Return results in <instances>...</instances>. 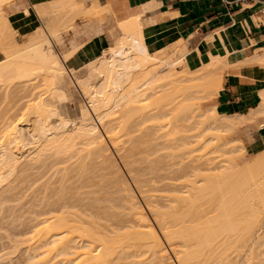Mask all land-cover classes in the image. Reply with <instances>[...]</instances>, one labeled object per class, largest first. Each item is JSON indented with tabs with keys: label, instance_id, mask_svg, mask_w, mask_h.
<instances>
[{
	"label": "bare ground",
	"instance_id": "1",
	"mask_svg": "<svg viewBox=\"0 0 264 264\" xmlns=\"http://www.w3.org/2000/svg\"><path fill=\"white\" fill-rule=\"evenodd\" d=\"M15 1L0 0V14L4 4ZM45 5H49L53 14ZM34 7L39 9L46 24L37 27L20 44L14 40L15 30L5 22V16L0 15V38L4 45L3 47L0 44L4 55L0 59V89L5 87L6 91L12 85L18 84L22 93L19 100L22 102L17 113L8 116L1 123L0 188L18 169L30 167L34 170L37 164H41L39 167L43 164L44 167V160L48 157L53 158L54 168L56 164L64 161L68 162V169H72L73 165L81 161L83 165L80 164L79 170L83 174L86 166L84 158L86 161L92 155L93 160L99 161L103 172L110 170L114 175L111 176V182L115 184L114 181H117L114 187L117 186L118 191L123 194L122 203L128 210L125 214L130 216L126 217V223L125 220L119 221V218L115 222L108 219L109 221H104L106 225H94L93 230L90 228L93 225H88L85 215L82 217L80 214L83 209L80 210L75 201H61L60 204L58 201H50L45 207L42 205L44 203H40L42 206L40 209L37 206L38 211L45 212L39 214L42 217H37L34 222L32 234L36 232L34 238L37 239H34L35 247L30 246L32 251L39 250V255L45 256H41L37 264L39 261L48 264L52 260L54 263L56 259H60L59 264H106L109 259L111 262L114 260L113 255H123L124 250H130L131 247L132 251L137 250V255L140 252L136 257L144 256L146 264H201L208 258L211 264H264V144H255L254 151H257L259 145L263 149L251 160L242 162L243 147L234 145V149L230 145L234 140L222 142L220 136L221 132L237 130L264 118V89L259 92L258 106L245 115L220 114L216 112L214 105H210L222 88V79L230 68L261 67L264 71V49L261 53L255 52L251 57L244 56L243 60H236L229 55L207 54L205 60L201 57L198 65L191 68L187 63L189 50L183 40L150 53L143 42L138 18H133L119 23L120 33L99 58L86 61L80 69H71L64 63L69 54H59L54 41L58 38L59 29L66 23V18L62 20L67 14L66 8L75 10L76 15L77 11L79 15L84 9L75 0H55L36 4ZM24 11L28 13L26 8ZM75 88L86 100V104H82L76 114H68L69 118L65 102L75 95ZM147 122L149 125L150 122L153 123L152 127L156 124L159 128L155 127L152 133V127ZM144 124H147V130H151V135L146 136L150 137L152 146L145 147L146 142L141 141V138L139 140L140 136L137 134L133 142L138 139L136 142H139V147L133 149L137 152L140 145L143 147V154L138 150L141 155H137L144 159V163L146 159L147 165L150 164L147 160L156 156L158 162L155 163L153 159L151 163L154 162V165L149 166L152 174L154 166H157V171H165L164 164L168 161L164 160L170 156H176L177 159L179 152L187 155L188 162L179 161L178 164V161L173 162L175 158L169 161L172 166L168 167L166 176L163 173L161 179H164V184L165 180L170 181V187L168 188L166 181L168 186L165 184V189L161 191L166 190L171 195H162L165 198L162 205L160 201L155 203V197L152 199L154 194L147 196L150 190H145L144 179L137 180L144 173L138 174L137 169L135 173V168L132 167L137 160L141 163V159L137 158L133 149L129 150L134 145L133 142L130 143L132 137L126 139L129 144L123 137L128 133L127 127H135L136 132L139 130L136 126L138 128ZM156 140L160 142L157 143ZM126 143L129 145L128 150ZM109 147L115 150L126 168L125 171L130 173L131 180L139 190L140 199L145 200L143 202L161 238L138 202L139 198L137 199L124 176H121V168L112 158ZM202 149L207 151L201 156H205V162L200 165V159L196 158L199 162L196 161L193 153ZM145 150L150 154L146 155ZM61 157L66 158L62 161ZM74 159H77L75 164ZM49 164L51 167V163ZM159 165L163 167L160 169ZM175 166L178 167L173 172ZM64 168L65 166L63 171ZM56 171L58 173V169ZM63 171L61 176L65 175ZM129 175L127 174L128 177ZM154 175L158 176L155 173ZM53 176L54 174L52 178ZM157 180L159 181L156 178L154 182ZM157 190L159 191L158 188ZM162 196L158 195V198ZM42 199H45L44 192ZM198 206H204L209 211H196ZM69 211L73 213V217L71 213H67ZM71 232L76 233L75 236Z\"/></svg>",
	"mask_w": 264,
	"mask_h": 264
},
{
	"label": "rangeland",
	"instance_id": "2",
	"mask_svg": "<svg viewBox=\"0 0 264 264\" xmlns=\"http://www.w3.org/2000/svg\"><path fill=\"white\" fill-rule=\"evenodd\" d=\"M16 1H23V2H21L20 4H17L16 7H10V5H11L10 2L8 4H4L1 7V8H3V12L0 15L5 16V18H6L5 19V22H8V25L11 26V29L15 30L16 33H15V39L14 40L17 43L20 44L23 41L27 40L28 37L35 31V29L37 27L40 28V27H42V24L43 25L46 24L45 23L46 21H45L44 18H42L43 16L41 15V12L39 11V9L37 7H34L35 8V11L37 13V16L40 18L42 24L36 23V24L32 25L28 30H26L24 32L21 31L20 29H18V26H17L16 22L13 20V18L10 17V15H11V13L13 11L19 9V7H21V6L24 7V10H25V8L27 7V4H26L25 0H16ZM23 3L26 5V7L24 6ZM80 8H83L84 10L79 15H78V11H77V15H76L75 14L76 13L75 10H74L75 11L74 12V11H72L70 9L68 10V8H66L67 9V14H66V16L64 15V17H62L63 18L62 20H64L66 18V23L65 24L63 23V26L60 28L61 30L59 29V32H58L59 42L54 41L55 49H56V51L58 53L61 52L62 49H64V40L66 38H68L69 32L72 31V28L73 29H76V24L73 22V19H74L73 17H76V18L80 19L81 21H85V23L83 25H86V26L87 25L97 26V25H101V23L104 22L105 15L107 14L106 11H109V10H106L105 11L104 9L99 8L95 4L86 7V5H84V2L82 3V5H81ZM49 11H51V10L49 9ZM64 13L65 12H63V14ZM51 14H53L52 11H51ZM0 22H1V16H0ZM64 25H66V26H64ZM0 36H1V34H0ZM1 43H2V39L0 38V44ZM2 45H3V43H2ZM3 47H4V45H3ZM3 47H1L2 49H0V59L3 58V56H4L3 55V52H1L3 50ZM33 82H36V81H33ZM20 88H21V86L18 85V84L12 85L9 88V90H6V91H5V87H3V89L1 87V89H0V128H1V123L8 116L11 117L13 114L17 113V110L21 106V102L22 101H19L20 100V96H22V93L20 92ZM76 90H77V88H75V91ZM8 91H9V94H8ZM75 91L73 92V95L74 94L75 95L72 96V97H70V99H72V100L68 99L65 102V104L67 105L66 107H68V111L66 112L67 115L68 114H71L72 112H74V113L76 112L77 113L78 112V109L80 108V106H82V104L83 105L86 104V100L81 96V94L79 92H77V91L75 92ZM74 113H73V115L76 114V113L75 114ZM72 116H71V118H72ZM68 117L70 118L69 115H68ZM260 122L252 123V124H249V125H245L244 127L238 128L237 130H233V131H229V132H221L220 133L222 142L223 141L224 142L225 141L226 142H229L231 140H234L235 142L232 143L233 145L230 144L234 149H235L236 146L237 147H243L242 156H243L244 159L242 158L243 159L242 162L251 160L254 157L255 154H257L258 152H260L263 149V146L259 145L258 148H257V151H254V145L256 143H251V145H250V142H249L250 141V137L248 136V130H249V128H253V129L258 128V124H260ZM147 124H148L149 127H152V124L153 123L150 122V125L151 126L149 125L148 122H147ZM147 124L146 125L144 124V125H142V126H140L138 128L136 126V129H139V130L136 131V132H134L135 131V127H134V129H131V127L134 126V124L132 123L131 124L132 126L127 127L128 128V131L127 132L128 133L130 132V133L129 134L127 133L126 136L125 135L123 136V137H125V140L124 141H128L126 139H129L130 137H132V141L130 140L131 141L130 143H132L133 142V139H135L136 136H137V134H139V136H140L139 137V140L141 138V141L143 140V141L146 142L145 143L146 144L145 147L147 145H151V142H150V139H149L150 137L147 138V136L151 135L150 131L152 130L151 132L153 133V131L155 130V127H158V126H156V124H154L155 126L153 125V127H152L153 129L152 128H151V130L148 129L149 130L148 131L147 130ZM159 124H161V123H159ZM156 131H157V129H156ZM163 131H165V130H163ZM140 132H141V134H140ZM142 132H144V133L142 134ZM147 132H149V134ZM159 132L162 133V131H159ZM141 135H143V137ZM133 136H134V138H133ZM136 140H138V139H136ZM136 140H134L135 143L133 142L134 145L130 149L128 147L129 146L128 145L129 144V141H128V144L126 143L127 146H125L126 149L128 147V149L131 151V149H133V148L136 149L137 147H139V142H138L139 140L137 142H136ZM148 141L150 143H148ZM162 141H163V139H162ZM162 141H161V144H162ZM156 142H157V140H156ZM158 142H160V141H158ZM140 143L142 144V146L144 145V143H142V142H140ZM161 144L159 143V145H161ZM234 145H236V146H234ZM108 146H111V145L108 143ZM130 146H131V144H130ZM151 146H149V149H150ZM109 148H110V153L112 154V158H114V160L116 161V163H118L119 167L121 168L120 169L121 170L120 172H122L121 176L122 175L124 176V179L128 182L130 188H132V191L136 195L137 199L139 198L138 199L139 200L138 202L140 203V205L142 206V208L144 209V211L148 214V216H149L150 221L152 222V224H154L152 218L149 215V212H148L149 210L147 211L148 208H147L145 202H143L145 200L143 198L140 199L141 196H140V194L138 192L139 190L136 189L135 184L132 181L133 179L129 175L130 173L128 171H125L126 168L124 167V165H122L123 163H121V160L117 156L115 150L113 148H111V147H109ZM142 148L143 147H141V145H140V149H142ZM147 148H148V146H147ZM196 148H200V147L199 146H196ZM140 149L138 148L137 149V152H136V150L133 149V152L135 151L134 153L136 154L137 158H139V159H141V157H139V155H141V154L138 152V150L142 154H143V151H144L143 149H142V151ZM146 150L147 151H150L148 149H146ZM146 150H145L144 153H146V155L150 154V153H147ZM204 151H207V150L202 149V150H198V151H196V152L193 153V156H194L195 160H196V158L200 159L199 160L200 162L198 160H196V161H198L200 163V165H202V163L205 162L204 161V157L205 156L204 157H201L204 154ZM164 152H166V151H164ZM137 153L139 155H137ZM159 153H161V152H159ZM167 155H168V153H167ZM167 155H165V156H167ZM185 155L186 154H184V152H181V154L179 152V156L180 157L177 156L178 157L177 159L175 158L176 156L175 157L173 156V158H171V156L169 155L170 158H168L167 160H164V161H166V162L167 161L168 162L170 161L171 162V160H173L175 158V160H173V162H176L177 163V161H178V164H179V161L188 162L186 160L187 159L186 158L187 155L186 156ZM215 155H217V154H214V156ZM91 156L86 161H85V158H84V161L83 162L86 164V166H85L86 169L84 168V171H83L84 173L83 174H80L81 173L80 172L81 170H79L80 167H81L80 166V164H81L80 162L81 161L80 162L78 161L79 163L78 164L77 163L75 164V162H76V160L78 158L76 160L74 159L75 160L74 161V164L75 165L72 166V169H71V167H69V169H68V162H65L64 163V161H63L66 157H61L60 159L63 162L62 163H59L58 165L56 164L55 165L56 166L55 168H54V165H53V162H52L53 158L48 157V158H46L44 160V161H46L45 164H44V167L47 165L46 163L48 162V165L46 166L47 169H46V167L45 168L43 167V164H42V167L43 168L42 167H39L41 165L40 163H39L40 164L39 166L37 164L38 167L37 166H34V170L31 169L30 167H26L24 170L18 169V171L15 174H13V177L11 176L10 180H7V183L5 182V184L3 186H1V188H0V191H1L0 192V210H1L0 211V264H34V262H35V264H37L38 259L41 258L42 255L41 256L39 255V253L41 251H39V250L38 251L37 250H33L32 251V248L30 247L31 245H32V247H35L34 244L36 243L35 242L36 240H34V239H37V238H34L36 232L34 233V235L32 234L33 231H34L33 230V226H34V222H36L35 220L37 219V217L38 218L42 217V215L41 216H38V215L41 214V213H43V212H45V211H43V212L38 211V209H40L42 205L44 207L47 206L45 204H48V202L50 203V201H51V203H56L58 201L57 203L60 204L61 201L62 202H64V201L65 202H68V200L69 201L72 200L73 202L75 201L74 203L76 205L78 203L79 204V207H80V208L79 207L78 208L80 210L83 209V210L80 211V214L83 215L82 217H84V215H85V217H84V219L86 218L85 221H87L89 223L88 224L89 226L90 225H93V226H90V228L92 227L93 230H94V225H97V224L106 225V223H104V221L106 222V221L111 220V221H114L115 222L119 218V221H121V220L124 221L125 220V223L127 222L128 218L130 216H126V214L128 213V210H127V206L124 203H122L123 202V200H122L123 199V197H122L123 194L120 191H118L119 189L117 188V186H115L116 188L114 187V185H117L116 184L117 181L116 180L114 181V179H113V181L115 183V184H113L111 182L112 181L111 176L113 174L110 173V170H109V172H106V171L103 172V168L101 169L100 166H99V164H98L99 161L93 160ZM161 156H163V154ZM165 156H164V159H166ZM133 157H134V154H133ZM143 158H144V156H143ZM155 158H156V156L154 158H152V160L154 159V162L155 161L158 162V160H156ZM158 158H159V155H158ZM207 158H208V155H207ZM183 159L186 160V161H184ZM149 160H150V158H149ZM149 160H147L148 161V164L150 163L149 165H147L146 159H145V163L146 164L144 163V159H141V163H140V160H137V162H135L136 164L135 163H132V165L135 164V165H133L132 168H135V173H136L137 170H138V172H137L138 174H140V173L142 174V172L144 173V176L142 175L143 176L142 177L140 175L141 177L140 178L138 177L137 180H140L141 179L140 181H142L144 179L143 180V184H144V181L146 182V184H144V185H146V187H144L145 190L147 188H148L147 190H150L149 191L150 193H147V196L148 195L149 196H152L154 194L152 196V199L155 197V199H154L155 200V203L160 201V204L162 205V204L165 203V200H164L165 198L163 196L166 195L169 192L166 193V190L165 191H163V190L161 191V189H165L164 186L168 182L167 180H165V184H164L163 183V180L164 179H161V178H162L163 173L164 174L166 173V170L168 169V167H170L172 165L170 164V162H169L170 165L169 164L167 165L168 162L167 163L165 162L166 164L163 163L165 165L164 168H166V170L164 169L165 171H163L161 169V167H163V166H160L161 163H162V161H161L160 162V165H159L161 171H159V170L157 171V169H158L157 166L156 167L154 166L153 168H155V169L157 168V169L155 171L151 167L152 170H153V174H152V172L150 170V167H149L152 164L151 163L152 160H150V161ZM159 160H161V159H159ZM162 160H163V158H162ZM133 162H134V160H133ZM154 162H153L152 165H154ZM198 162H195V163H198ZM49 163H51V165H52L51 167H50V164ZM176 163H174V164H176ZM238 163L239 164L241 163V159L238 161ZM72 164H73V162H72ZM81 165H83V164H81ZM91 165H92V167H91ZM156 165H158V163ZM63 166H65V168H64L65 171L67 169L66 172L63 171ZM121 166H123V167H121ZM146 166H147V168H146ZM59 167H60V170H59ZM76 167L78 168V170H75ZM88 167L90 169V172H89ZM139 167H141V168L139 169ZM177 167L178 166H175L173 168V170H174L173 172L176 171ZM50 168L52 170H50ZM56 169H58V173H57ZM82 169H83V167H82ZM100 169H101V171H100ZM143 169H144V171H143ZM147 169L150 171L149 173H148V170ZM139 170H140V172H139ZM146 170H147V172H146ZM48 171H49L50 174L48 173ZM55 171H56V175L58 174L57 176L54 173ZM62 171L65 173V175H63L64 173H62L63 176H61V172ZM170 171L172 172V168H171ZM74 173H75V177H74ZM154 173L157 174L158 176L156 177L154 175ZM53 174H54V176L52 178V175ZM69 174H70V176H69ZM127 174L129 175V177L127 176ZM150 174H152V175L150 176ZM35 175H36V179H35ZM45 175H47L46 178H45ZM79 175H80V178H79ZM125 175H126V178H125ZM159 175H161V177ZM165 176H166V174H165ZM40 177H41V179H40ZM56 177L58 178V180H57ZM59 177H60L61 180L59 179ZM65 177L67 178V180H66ZM113 177H114V175H113ZM50 178H52V179H50ZM62 178H64L63 181H62ZM148 178L150 180L152 179L151 180L152 182ZM156 178L159 179V181L157 180L156 183H155L154 180H156ZM14 179H15V181H14ZM102 179H103V181H102ZM99 180H101L102 182H99ZM169 182H168V185H169ZM153 183L155 184V186H154ZM156 184L157 185L159 184V185L157 186ZM75 185H76V187H75ZM67 186H68V188H66ZM153 186H154L153 189L155 191L152 189ZM44 187H45V189H44ZM110 187H111V189H110ZM169 187H170V185L168 186V188ZM9 188H10V190H9ZM85 188H86V190H85ZM157 188L159 189V191L157 190ZM3 189H4V191H3ZM5 189H8V191L5 190ZM58 191H59V193H58ZM43 192H44V198L45 199H42L43 198ZM69 193H70V195H69ZM162 193H164V194H162ZM158 195L159 196H162L163 195L162 198H163L164 202H163V200H162L161 197H160L161 199L158 198ZM1 196H2V200L3 201H1ZM71 196H73V197H71ZM3 197H4V199H3ZM82 197H83V199H82ZM58 198H59V200H58ZM53 201H55V202H53ZM38 202H39V204H38ZM83 202H84V204H83ZM40 203L41 204L44 203V204L41 205ZM80 204H81L82 207L80 206ZM2 205H4V206H2ZM86 205H87V207H86ZM123 205H124V207H123ZM37 206H38V209H37ZM44 207H42V208H44ZM33 209H34V211H33ZM109 209H110V211H109ZM116 210H117V212H116ZM123 211H124V213H123ZM196 211H201L202 212V211H209V210L207 208H205L204 206H198L196 208ZM36 212H37V215H36ZM67 213H71V211H69ZM102 213H103V215H102ZM121 213H123V214H121ZM71 214H72V217H73V213H71ZM58 215H59V212H58ZM87 215L89 216V218H88ZM76 216H78V214ZM126 217H128V218L126 219ZM97 220H99L100 223H98L99 221H97ZM102 222H103V224H102ZM91 223H93V224H91ZM86 225H84V227ZM153 226H154L155 230H157V226L155 224ZM86 227H88V226H86ZM157 233H159L158 230H157ZM30 234L33 235V238H31V235ZM71 234H72V236L73 235L75 236L76 233L73 234L71 232ZM158 235H160V233ZM29 238H30V241H29ZM160 238H161V235H160ZM26 239H28V242H27ZM28 247H30V248H28ZM131 248H130V250L128 248L124 250L125 252L129 251V253L127 252L128 255L125 252H124L125 255L124 254L123 255H120L119 254L118 256L117 255L116 256L113 255L115 257L114 258L112 256V258L114 260L111 262L110 261L111 259H109L110 262L107 261L106 264L107 263L108 264H120V263L121 264H146V260L144 259V256L142 258L136 257V256L139 255L140 252H138V255H137L136 254L137 250L136 251L135 250L132 251L133 248L132 249ZM133 252H134V254H133ZM130 255H132V256H130ZM42 257H45V256H42ZM131 258H132V260H130ZM135 258L137 260H135ZM45 259H47V258H45ZM59 260L60 259H56V261L54 263H53L54 260H52L50 263L51 264H57L59 262ZM142 260L145 261V262H143ZM172 260L175 261V259L173 257H172ZM139 261L140 262L142 261L143 263L142 262L140 263ZM40 263L41 264H44V263H42V261H39L38 264H40ZM50 263L48 262V264H50ZM60 264H63V262L60 263ZM201 264H211V260L208 258L206 260H203V262Z\"/></svg>",
	"mask_w": 264,
	"mask_h": 264
},
{
	"label": "crops",
	"instance_id": "3",
	"mask_svg": "<svg viewBox=\"0 0 264 264\" xmlns=\"http://www.w3.org/2000/svg\"><path fill=\"white\" fill-rule=\"evenodd\" d=\"M55 0H25L24 7L10 15L21 31L42 24L34 7ZM23 1L12 2L16 7ZM86 7L96 5L106 11L101 25H83L85 21L73 17L72 28L59 54H69L64 61L67 68L80 69L86 61L102 55L120 33L119 23L138 18L140 33L146 50L154 53L183 40L189 50L187 63L196 67L205 55H229L236 60L251 57L264 49V0H75ZM47 10L49 5H45ZM209 40V41H208ZM59 42V38L55 40ZM200 54V57H199ZM198 56V57H197ZM231 69V70H230ZM222 79V88L211 100L216 112L225 115L247 114L260 102L264 89V71L260 68H230ZM251 69V70H250ZM254 74V75H253ZM261 121V122H260ZM249 128L251 143L264 144V118ZM252 124V123H250ZM249 125V124H247Z\"/></svg>",
	"mask_w": 264,
	"mask_h": 264
}]
</instances>
